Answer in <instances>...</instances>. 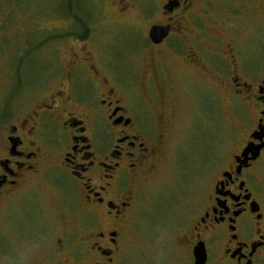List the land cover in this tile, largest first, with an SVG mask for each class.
Wrapping results in <instances>:
<instances>
[{"label": "flooded vegetation", "instance_id": "1", "mask_svg": "<svg viewBox=\"0 0 264 264\" xmlns=\"http://www.w3.org/2000/svg\"><path fill=\"white\" fill-rule=\"evenodd\" d=\"M143 1L150 9L145 12L140 3V18L152 22H147L144 52H139L150 58V69L161 78L151 80L158 100L168 85L158 58L170 44L189 67L209 73L216 87L222 89L226 81L231 88V81L234 94L243 95L255 109L253 127L224 160L214 158L205 170L203 194L192 217L177 229L180 257L175 264H195L196 247L205 252L204 264H264V74L254 84L243 82L231 74L249 75L245 67L252 59L242 60L231 43L223 52L198 44L205 38L219 48L221 39L209 35L205 25L207 19L214 22L213 16L226 21L216 33L235 41L233 25L242 16L255 15V0ZM58 21V39L77 47L73 58L26 87L23 99L15 96L9 107L0 109V264H118L142 190L172 156L170 122L158 116L153 123L146 115L143 126L129 104L128 80L87 50L91 21L86 25L72 12ZM64 22L77 24L82 35L65 31ZM152 27L168 29L159 44L149 39ZM201 50L205 56L197 53ZM219 62L230 69V80L207 71L209 64L222 72ZM49 217L61 232L50 247L34 248L33 255L32 246L39 243L26 245L27 230Z\"/></svg>", "mask_w": 264, "mask_h": 264}, {"label": "rangeland", "instance_id": "2", "mask_svg": "<svg viewBox=\"0 0 264 264\" xmlns=\"http://www.w3.org/2000/svg\"><path fill=\"white\" fill-rule=\"evenodd\" d=\"M118 1L0 0V109L9 107L15 96L23 99L27 96L26 87L36 84L42 76H52L57 66H66L73 58L72 52L75 53L77 47L69 48L71 42L58 39L61 36L58 28L62 24L59 18L66 19L72 12L86 25L91 21L87 50L101 57L117 77L128 80L129 104L143 120V126L148 123V115L153 123L158 116L168 117L171 127L172 156L143 188L132 235L118 264H175L180 257L176 247L177 229L192 217L191 211L203 194L208 178L205 170L214 158L224 160L234 142L253 127L255 109L246 103L243 95L234 94L231 81V88L226 81L222 89L216 87L209 73L205 75L189 67L169 49L170 44L158 58L165 74L162 81L168 84L158 100L151 80L161 81V78L150 69L151 63L147 62L150 58L141 57L142 52H139L142 48L144 52L145 27L147 22H152V19L140 18V3L145 12H149L150 4L143 0H124L120 5ZM255 4L254 16H242L233 25L231 38L235 41L228 39L225 33L223 37L216 33L215 29L224 28L226 21L220 17L217 21L218 16H213L214 22L207 19L205 25L209 35L221 39L219 48L205 38L198 43L205 49L211 47L221 52L228 50L227 43L233 44L239 57L250 58L253 64L245 67L251 70L249 75L240 71L231 75L237 74L241 81L248 79L252 84L264 74V0H255ZM64 24L68 27L65 31L82 35L77 24ZM181 49L184 51V46ZM197 53L206 55L202 50ZM217 67L222 72L206 65L208 72L214 71L223 80H230L228 66L225 63L221 66L219 62ZM51 222L49 217L39 227L27 230L26 245L39 243L32 246L33 255L34 248L50 247L61 232L59 224ZM12 231L17 235L19 226L15 225Z\"/></svg>", "mask_w": 264, "mask_h": 264}, {"label": "water", "instance_id": "3", "mask_svg": "<svg viewBox=\"0 0 264 264\" xmlns=\"http://www.w3.org/2000/svg\"><path fill=\"white\" fill-rule=\"evenodd\" d=\"M168 34L167 28L152 27L149 32V39L154 44H159ZM195 264L205 263V252L201 247L194 250Z\"/></svg>", "mask_w": 264, "mask_h": 264}]
</instances>
